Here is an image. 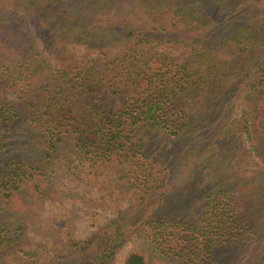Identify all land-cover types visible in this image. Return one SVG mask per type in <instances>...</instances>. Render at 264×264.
<instances>
[{"label":"trees","instance_id":"16d2710c","mask_svg":"<svg viewBox=\"0 0 264 264\" xmlns=\"http://www.w3.org/2000/svg\"><path fill=\"white\" fill-rule=\"evenodd\" d=\"M59 172L132 201L51 264H264V0H0V256Z\"/></svg>","mask_w":264,"mask_h":264},{"label":"rangeland","instance_id":"374dc122","mask_svg":"<svg viewBox=\"0 0 264 264\" xmlns=\"http://www.w3.org/2000/svg\"><path fill=\"white\" fill-rule=\"evenodd\" d=\"M119 46H112L107 53L114 52ZM83 46L70 48L77 54H81ZM144 50H164L173 55L181 51L182 45L179 42L169 41L154 45ZM54 188H60L55 196L44 197L30 202L26 214L23 217L25 228L24 240L21 248L29 251L30 254L14 256L6 253L0 256V264H51L50 243L55 238H62L65 235L64 227L71 225V232L78 238H85L99 225L114 217L121 206L132 201L129 193L112 199L108 193V183H93L84 177L82 181L70 180L61 176L60 172L54 176ZM179 184L169 181V194L171 191L180 190ZM69 189L76 192L74 200L68 199L65 191ZM169 197H171L169 195ZM138 242V236L131 233L123 244L116 249L109 264H122L125 253ZM36 252V254H33ZM187 264H202L195 260ZM194 262V263H193ZM149 264H186L178 257L165 258L155 250L150 252Z\"/></svg>","mask_w":264,"mask_h":264}]
</instances>
